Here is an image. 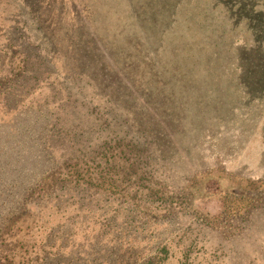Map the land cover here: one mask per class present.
Listing matches in <instances>:
<instances>
[{"label": "rangeland", "instance_id": "rangeland-1", "mask_svg": "<svg viewBox=\"0 0 264 264\" xmlns=\"http://www.w3.org/2000/svg\"><path fill=\"white\" fill-rule=\"evenodd\" d=\"M185 1L0 0V264H264V20Z\"/></svg>", "mask_w": 264, "mask_h": 264}, {"label": "trees", "instance_id": "trees-1", "mask_svg": "<svg viewBox=\"0 0 264 264\" xmlns=\"http://www.w3.org/2000/svg\"><path fill=\"white\" fill-rule=\"evenodd\" d=\"M235 1L237 2L238 0H235ZM191 3H192V11H190V13L193 14L195 18H200V17L207 15L208 14L207 12H209V10H212V12L213 13L215 12V14L217 15L215 26L211 27L210 24H204L200 26L202 28V31L206 32L207 34L214 35L215 38L217 37V44H216L217 47H219L220 45H222V43L227 41L226 39L227 30L230 32L231 31L236 32L237 30L245 31V28L249 26H251L252 28H256L257 27V17L259 15H261L264 20V1L262 2L261 0H253L249 4H243L244 7H241L240 5V6H235L234 8L233 6H227L226 4H224L225 3L224 0H210L209 2L210 5H204L202 2L201 4H199L198 1L194 2L192 0H186L185 3H183V7L190 8ZM128 4L130 5L129 2ZM148 26L152 30L154 29L153 25L151 24L150 18H148ZM167 34H168V30H167ZM174 35L176 34L174 33ZM236 36H237L236 43H241L240 36L238 35ZM255 42L256 40H252L249 44L247 43H244V44L249 45L250 47H248V50H251L253 49L251 45H253ZM236 45L241 46L238 44ZM209 46L211 47V45L208 42L205 45L203 43V50H205V53L203 51V58L207 60H211L212 56L215 53V51L211 49L212 47L209 48ZM249 53L251 52L246 51L247 57L243 58V61L246 63V66H250L251 64H248V61L251 62V59L256 57L254 56V54L252 53L249 54ZM190 58L192 59L194 58V56L191 55ZM221 58L222 56L218 54L217 59H216L217 62H220ZM154 59H162V57L161 55L156 54ZM167 62H173V61L168 60ZM244 62L242 63L245 64ZM175 65L181 66V67H176V66L171 65L176 75H181L185 72L182 69L183 66L180 63L175 64ZM260 65L263 66L262 67L263 69L264 62L260 63ZM183 68L185 69V67ZM157 73L158 72L156 71L155 74ZM191 77H192V74L185 81L186 86L184 89L186 92H189L191 89H193L196 86V84L190 83ZM254 86L255 88H257L256 87L257 85L255 83H254ZM254 86H252L253 89H254ZM256 101H259V108L264 110V95L260 96V98H256ZM0 156H1V151H0ZM0 163H3L1 159H0ZM15 165L16 164L14 162H6V163H3V165L0 164V174H15L17 176L15 184H10L11 182L5 183V181H3V179L0 178V188L4 187V188L13 189L12 192L9 191L7 192V194L9 197H12L14 200H17L16 203L19 205L25 193V192H20V191H25V186H22L24 184L23 183L21 184L20 181L27 182L29 180V173L27 170H24L22 172L15 171ZM140 170L141 169L138 167L137 171H140ZM172 173L175 175L176 184L184 180L183 178H179V176L175 172H172ZM7 184H10V187ZM177 191L179 192V188H177ZM166 194L169 196V195H173L174 193L173 191H167Z\"/></svg>", "mask_w": 264, "mask_h": 264}]
</instances>
